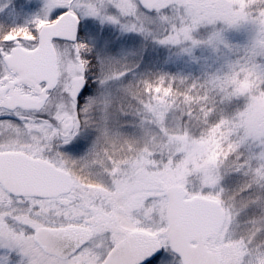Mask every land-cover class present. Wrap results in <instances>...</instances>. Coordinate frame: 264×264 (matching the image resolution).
Masks as SVG:
<instances>
[{
  "label": "snow or ice",
  "instance_id": "6c2138e0",
  "mask_svg": "<svg viewBox=\"0 0 264 264\" xmlns=\"http://www.w3.org/2000/svg\"><path fill=\"white\" fill-rule=\"evenodd\" d=\"M0 264H264V0H0Z\"/></svg>",
  "mask_w": 264,
  "mask_h": 264
},
{
  "label": "rangeland",
  "instance_id": "374dc122",
  "mask_svg": "<svg viewBox=\"0 0 264 264\" xmlns=\"http://www.w3.org/2000/svg\"><path fill=\"white\" fill-rule=\"evenodd\" d=\"M20 2H24V0H20ZM236 38L238 42H245L248 39V34L246 32H239L236 34Z\"/></svg>",
  "mask_w": 264,
  "mask_h": 264
}]
</instances>
